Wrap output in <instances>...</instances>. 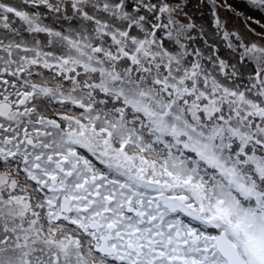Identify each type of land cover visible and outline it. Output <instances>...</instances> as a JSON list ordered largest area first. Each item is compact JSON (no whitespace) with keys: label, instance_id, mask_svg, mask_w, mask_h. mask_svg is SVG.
<instances>
[{"label":"snow or ice","instance_id":"obj_1","mask_svg":"<svg viewBox=\"0 0 264 264\" xmlns=\"http://www.w3.org/2000/svg\"><path fill=\"white\" fill-rule=\"evenodd\" d=\"M0 264H264V0H0Z\"/></svg>","mask_w":264,"mask_h":264}]
</instances>
